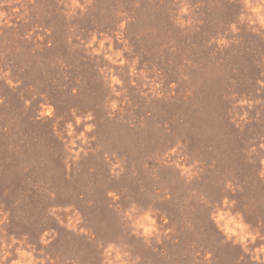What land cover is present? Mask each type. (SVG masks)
<instances>
[{
  "label": "rangeland",
  "instance_id": "obj_1",
  "mask_svg": "<svg viewBox=\"0 0 264 264\" xmlns=\"http://www.w3.org/2000/svg\"><path fill=\"white\" fill-rule=\"evenodd\" d=\"M0 264H264V0H0Z\"/></svg>",
  "mask_w": 264,
  "mask_h": 264
}]
</instances>
